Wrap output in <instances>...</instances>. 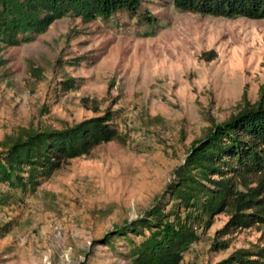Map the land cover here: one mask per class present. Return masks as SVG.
Wrapping results in <instances>:
<instances>
[{
  "label": "rangeland",
  "instance_id": "obj_1",
  "mask_svg": "<svg viewBox=\"0 0 264 264\" xmlns=\"http://www.w3.org/2000/svg\"><path fill=\"white\" fill-rule=\"evenodd\" d=\"M263 84L264 18L182 11L172 0L91 20L64 15L28 41L0 42V139L106 114L119 134L33 188L0 184V264H133L115 227L167 197L190 143ZM228 219L213 215L177 264L264 245L259 224L220 236ZM221 239L228 246L215 249Z\"/></svg>",
  "mask_w": 264,
  "mask_h": 264
},
{
  "label": "trees",
  "instance_id": "obj_2",
  "mask_svg": "<svg viewBox=\"0 0 264 264\" xmlns=\"http://www.w3.org/2000/svg\"><path fill=\"white\" fill-rule=\"evenodd\" d=\"M142 1L0 0V42L28 41L64 15L91 20L117 10L134 12ZM172 3L179 10L206 15L264 18V0ZM118 136L107 114L60 128L18 126L0 139V184L33 188L66 160L87 155ZM165 193L167 197L112 232L126 239L125 254L133 264H177L196 240L197 230L206 228L212 216L222 211L229 213V219L218 231L220 236L238 228L264 226V84L255 101L250 102L243 92L234 114L211 122L205 134L190 143ZM212 246L226 248L228 240H214ZM216 264H264V245L237 248Z\"/></svg>",
  "mask_w": 264,
  "mask_h": 264
}]
</instances>
